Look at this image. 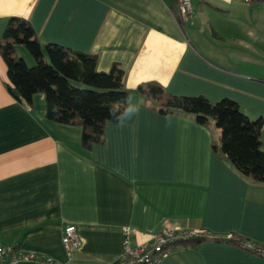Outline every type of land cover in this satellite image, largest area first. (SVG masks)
I'll return each instance as SVG.
<instances>
[{
	"label": "crops",
	"instance_id": "obj_1",
	"mask_svg": "<svg viewBox=\"0 0 264 264\" xmlns=\"http://www.w3.org/2000/svg\"><path fill=\"white\" fill-rule=\"evenodd\" d=\"M191 4L178 23L177 0H0V38L20 17L41 47L93 54L98 71L117 65L138 109L124 115L127 99L119 120L106 122L102 143L85 149L80 126L45 117L43 93L29 106L8 91L0 54V245L67 264H116L126 227L132 245L166 227L264 244V184L212 147L220 141L214 121L160 114L138 91L156 82L172 95L229 98L250 119L264 120V2ZM261 141L264 150V126ZM68 224L81 241L71 255L61 242ZM157 264H264V255L211 238Z\"/></svg>",
	"mask_w": 264,
	"mask_h": 264
},
{
	"label": "trees",
	"instance_id": "obj_2",
	"mask_svg": "<svg viewBox=\"0 0 264 264\" xmlns=\"http://www.w3.org/2000/svg\"><path fill=\"white\" fill-rule=\"evenodd\" d=\"M16 45L28 51L34 62L32 66H28L22 57L15 56ZM0 54L7 68L8 91L29 106L35 93H43L45 117L80 126L81 144L85 149L102 143L106 122L118 121L125 111L129 91L123 83L124 72L120 67L113 65L108 72L98 71L97 58L93 54L54 43L41 47L30 24L23 18H10L0 38ZM138 91L146 99L157 102L160 114L180 111L202 125L213 120L220 130V141L219 146L213 144L212 147L219 148L222 156L240 174L264 184L262 117L250 119L229 98L211 102L202 95H172L156 82L140 84ZM111 110H115L114 115L110 114ZM211 238L241 246L251 243L253 248L250 250L258 254L264 249V244L236 234L216 238L195 233L179 243L181 247H196Z\"/></svg>",
	"mask_w": 264,
	"mask_h": 264
},
{
	"label": "built area",
	"instance_id": "obj_3",
	"mask_svg": "<svg viewBox=\"0 0 264 264\" xmlns=\"http://www.w3.org/2000/svg\"><path fill=\"white\" fill-rule=\"evenodd\" d=\"M232 1V0H227ZM246 4L264 2V0H237ZM192 11L191 0H177V15L175 20L180 23L187 20ZM195 232L180 228L166 227L153 236L149 242L137 245L131 244L132 230L123 229L122 251L116 264H157L159 260L171 251L181 247L180 241L194 235ZM61 242L65 252L71 255L80 246V237L73 224L65 225L61 233ZM252 249L253 244L246 243ZM264 255V249L262 251ZM0 264H67L42 253L21 251L18 247L0 245Z\"/></svg>",
	"mask_w": 264,
	"mask_h": 264
},
{
	"label": "rangeland",
	"instance_id": "obj_4",
	"mask_svg": "<svg viewBox=\"0 0 264 264\" xmlns=\"http://www.w3.org/2000/svg\"><path fill=\"white\" fill-rule=\"evenodd\" d=\"M238 2H240V1H238ZM206 11V10H205ZM246 14V15H245ZM238 15L240 16V17H250V16H252L253 15V13H248L247 14V12H240V13H238ZM203 16L205 17V16H209V17H211V19L212 18H216L217 19V17L215 16V14L214 13H212V12H210L209 10L208 11H206L204 14H203ZM22 54H27V55H30L29 53H28V51L23 47V46H21V45H16V47H15V56L16 57H21V55ZM28 57H30V56H28ZM23 58V57H22ZM24 59V58H23ZM31 59V60H30ZM25 60V59H24ZM26 62V61H25ZM33 60H32V58H29V63L27 64L28 66H32L33 65ZM75 84H77V83H75ZM77 85H79V84H77Z\"/></svg>",
	"mask_w": 264,
	"mask_h": 264
},
{
	"label": "clouds",
	"instance_id": "obj_5",
	"mask_svg": "<svg viewBox=\"0 0 264 264\" xmlns=\"http://www.w3.org/2000/svg\"><path fill=\"white\" fill-rule=\"evenodd\" d=\"M128 102H129V107L127 108V110H126V112H125V114L124 115H130V114H132V113H135L138 109H137V107H135V106H133L132 104H131V98H128ZM114 112H115V110H111L110 111V114H112V115H114Z\"/></svg>",
	"mask_w": 264,
	"mask_h": 264
},
{
	"label": "water",
	"instance_id": "obj_6",
	"mask_svg": "<svg viewBox=\"0 0 264 264\" xmlns=\"http://www.w3.org/2000/svg\"><path fill=\"white\" fill-rule=\"evenodd\" d=\"M15 93V92H14Z\"/></svg>",
	"mask_w": 264,
	"mask_h": 264
}]
</instances>
